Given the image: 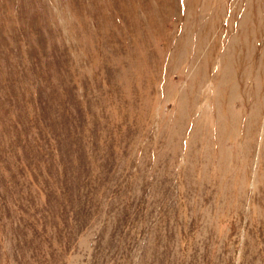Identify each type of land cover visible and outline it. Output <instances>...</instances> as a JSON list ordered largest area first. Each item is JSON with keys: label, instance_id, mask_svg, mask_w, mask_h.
Listing matches in <instances>:
<instances>
[{"label": "rangeland", "instance_id": "374dc122", "mask_svg": "<svg viewBox=\"0 0 264 264\" xmlns=\"http://www.w3.org/2000/svg\"><path fill=\"white\" fill-rule=\"evenodd\" d=\"M0 264H264V0H0Z\"/></svg>", "mask_w": 264, "mask_h": 264}]
</instances>
